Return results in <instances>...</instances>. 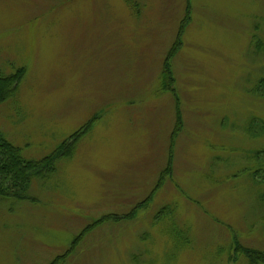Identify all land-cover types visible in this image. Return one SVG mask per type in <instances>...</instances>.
<instances>
[{
    "label": "rangeland",
    "instance_id": "374dc122",
    "mask_svg": "<svg viewBox=\"0 0 264 264\" xmlns=\"http://www.w3.org/2000/svg\"><path fill=\"white\" fill-rule=\"evenodd\" d=\"M132 2L0 0V72L26 69L4 137L42 160L96 118L0 198V264L264 253V0Z\"/></svg>",
    "mask_w": 264,
    "mask_h": 264
},
{
    "label": "trees",
    "instance_id": "16d2710c",
    "mask_svg": "<svg viewBox=\"0 0 264 264\" xmlns=\"http://www.w3.org/2000/svg\"><path fill=\"white\" fill-rule=\"evenodd\" d=\"M130 3L134 0H129ZM133 3V2H132ZM131 3V4H132ZM138 8L136 3L132 4ZM26 69L20 67L10 75H4L0 72V104L12 98L25 76ZM165 83L164 88H167ZM259 90L264 89V81L261 80L258 85ZM94 118L93 120H95ZM92 120V121H93ZM92 121L86 127L72 137V141H66L58 149L42 160H30L23 157L20 148L7 140L0 131V198L7 200L15 198L18 200L27 199V192L31 182L37 178H47L51 172L55 171L57 159L65 155V146L73 148L76 138L82 133L88 132ZM45 175V176H44ZM264 203V197L262 198ZM238 253H242L248 261V264H264V253L246 249L243 245L238 247Z\"/></svg>",
    "mask_w": 264,
    "mask_h": 264
}]
</instances>
